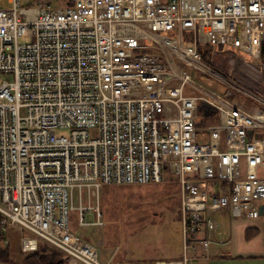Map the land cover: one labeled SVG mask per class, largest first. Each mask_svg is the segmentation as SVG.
I'll use <instances>...</instances> for the list:
<instances>
[{"label": "built area", "instance_id": "built-area-1", "mask_svg": "<svg viewBox=\"0 0 264 264\" xmlns=\"http://www.w3.org/2000/svg\"><path fill=\"white\" fill-rule=\"evenodd\" d=\"M7 2L0 245L12 229L23 254L43 241L65 264H109L74 231L72 215L79 228L101 227L104 186L156 184L166 174L180 184L182 255L153 264H204L211 246L230 243L231 222L259 216L264 109L241 107L237 93L257 98L198 46L264 69V0Z\"/></svg>", "mask_w": 264, "mask_h": 264}, {"label": "rangeland", "instance_id": "rangeland-1", "mask_svg": "<svg viewBox=\"0 0 264 264\" xmlns=\"http://www.w3.org/2000/svg\"><path fill=\"white\" fill-rule=\"evenodd\" d=\"M68 1L70 0H52L53 3ZM2 3L5 6L8 5L7 0L0 1V6ZM213 56L216 58L215 60ZM241 58L230 54L212 55L215 65L230 76L237 86L255 89L251 94L257 98L255 100L264 108V69L259 66L260 62L243 56L246 59L244 62L256 71L252 74L244 67ZM193 75L195 78L199 77L196 73ZM4 80H10V78L0 75V84ZM208 80H210L208 77L200 78V82L209 85L218 92L225 91L226 87L217 86L215 82L212 83ZM237 95V98L244 97L240 93H237ZM259 134L262 135L264 141V130H261ZM103 189L100 204L103 225L101 227L86 226L82 229L76 228L75 224L77 222L73 224L74 226L72 225L77 229L79 236L91 239L96 247L98 246V239L100 243L104 241L105 246H100L102 259L105 261L110 260L111 251L116 246L114 249L117 250L115 251H118V247L120 251H127V259L133 261L151 259L169 261L179 257L181 233L176 219L180 217L181 191L176 178L166 174L162 182L156 184L143 186L108 185L104 186ZM85 217L87 221L94 220L93 213H86ZM165 217L171 222L170 225H162ZM238 219L232 225L231 252L233 254L226 259L244 262L239 264H264V258H250L255 256L264 257V223L262 218L260 216L248 217L240 222ZM145 227H148L147 230L140 232ZM247 227L255 228H252L245 235L244 231ZM11 234L15 237L12 242L13 245L18 239V235L16 239V233L10 229ZM13 250L15 251V249Z\"/></svg>", "mask_w": 264, "mask_h": 264}, {"label": "crops", "instance_id": "crops-1", "mask_svg": "<svg viewBox=\"0 0 264 264\" xmlns=\"http://www.w3.org/2000/svg\"><path fill=\"white\" fill-rule=\"evenodd\" d=\"M238 53V52H237ZM229 53L230 55L232 56H237V57H241V54L240 53ZM223 54H227V53H223ZM214 55H218V54H214ZM228 55V54H227ZM216 57V56H215ZM213 59L215 60L216 58H214L213 56ZM242 61V60H241ZM242 63H244V67L247 68V71H249L250 73L254 74L256 73V71L254 70V68H252V66H250L249 64H246L245 62L242 61ZM244 89H248L250 92H254V88H251V87H244ZM246 97V96H244ZM244 97H241V98H236L235 101L238 102V104L243 107L245 110L247 111H250V112H256L258 110H262L264 109L258 102L257 100H255L254 98L252 97H249L247 96L246 98ZM104 190V189H103ZM103 196V195H102ZM102 215V213H101ZM75 217L76 215L73 214L72 215V220H73V224L76 223L75 221ZM102 218V217H101ZM261 218V216H260ZM177 225L179 226L180 228V233H181V226H180V217H177ZM175 221V219H174ZM237 221L236 219L231 222L230 224V236H231V240H230V243L228 245H225V246H221V247H218V246H211L210 248V257L209 259L204 263V264H239V263H244V262H235V261H231V260H227L226 258L228 257H231L232 256V252H231V246H232V237H233V229H232V225L233 223ZM238 221H242V219H238ZM170 221L168 219L163 218V221H162V225H170ZM103 224V222H102ZM76 225V224H75ZM74 226V225H73ZM150 227V226H149ZM76 228H79L77 227L76 225ZM75 227H73L74 231L76 233H78L76 230ZM85 228V227H84ZM148 228V227H147ZM147 228L145 227L143 230H141L140 232L142 231H145L147 230ZM249 227L246 228V230L248 229ZM252 228H255V227H252ZM251 227L249 228V231L252 229ZM79 229H82V228H79ZM246 230L244 231L245 232V235L249 233L246 232ZM258 231V229H257ZM15 232V231H14ZM16 233V232H15ZM79 234V233H78ZM17 233H16V239H17ZM82 238L86 239L90 244H92L95 248H97L98 252H99V255H100V261L105 263V262H109V264H153L154 262H158V261H164V260H155V259H151V260H131V259H127V254L128 252L125 251V250H121L120 251V248L118 247V251H115L117 249H114L116 247L113 248V250L111 251V259L108 260V261H105L104 259H102V253H100V246H105L104 244V241H102V243H100V240L98 239L97 241V244L98 246L96 247L94 245V243L91 241V239H88V238H85V236H81ZM15 237L11 234L9 236V241L11 243V246L17 250V247H18V244H19V236H18V239L16 240V242H14V244L12 245V242L14 241ZM124 239V238H123ZM126 240V239H124ZM40 242V241H39ZM181 248H180V253H179V257L178 258H175V259H179L182 255V236H181ZM114 251V252H113ZM120 251V252H119ZM250 258H253V259H263L264 257L263 256H255V257H250Z\"/></svg>", "mask_w": 264, "mask_h": 264}, {"label": "trees", "instance_id": "trees-1", "mask_svg": "<svg viewBox=\"0 0 264 264\" xmlns=\"http://www.w3.org/2000/svg\"><path fill=\"white\" fill-rule=\"evenodd\" d=\"M198 50L205 62L216 69V66L212 61V54L220 50L211 45L198 46ZM241 57L243 58V56ZM263 57L264 44L261 46V58ZM209 123H217V118L214 117L205 119L202 125L205 126ZM262 204L264 206V202ZM261 218L264 223V212ZM248 231L249 228L246 232ZM13 249L14 248L11 246V243L7 246L0 245V264H65L63 260V253L43 241L38 243V249L35 252L23 254L18 250L14 251Z\"/></svg>", "mask_w": 264, "mask_h": 264}, {"label": "water", "instance_id": "water-1", "mask_svg": "<svg viewBox=\"0 0 264 264\" xmlns=\"http://www.w3.org/2000/svg\"><path fill=\"white\" fill-rule=\"evenodd\" d=\"M250 134H251V132L249 131L248 132V135H250ZM263 212H264V206L263 205H260L259 208H258L259 215L262 216L263 215Z\"/></svg>", "mask_w": 264, "mask_h": 264}]
</instances>
